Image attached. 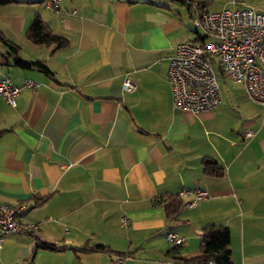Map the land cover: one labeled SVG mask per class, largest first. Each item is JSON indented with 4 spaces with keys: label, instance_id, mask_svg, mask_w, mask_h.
<instances>
[{
    "label": "crops",
    "instance_id": "crops-1",
    "mask_svg": "<svg viewBox=\"0 0 264 264\" xmlns=\"http://www.w3.org/2000/svg\"><path fill=\"white\" fill-rule=\"evenodd\" d=\"M244 7L264 11V0H206L198 10ZM193 13L169 0L0 4V32L13 43L0 42V78L21 87L14 107L0 99V203L25 204L19 219L36 225L5 238L0 264H115L114 254L131 255L122 264H175L199 255L208 224L229 229L233 264H264V107L225 77L213 110L172 106L166 75L176 45L199 37ZM36 15L64 47L25 37ZM246 128L255 135L244 138ZM207 157L221 177L203 173ZM197 187L208 197L185 207L181 192ZM175 197L182 206L167 218Z\"/></svg>",
    "mask_w": 264,
    "mask_h": 264
},
{
    "label": "built area",
    "instance_id": "built-area-1",
    "mask_svg": "<svg viewBox=\"0 0 264 264\" xmlns=\"http://www.w3.org/2000/svg\"><path fill=\"white\" fill-rule=\"evenodd\" d=\"M60 0H44L45 8H56ZM234 4L236 0H227ZM194 13L191 18L200 40L185 41L176 45L167 71L171 87L172 106L175 110L189 114L211 111L220 104L219 80L221 77L240 83L251 101L264 107V11L251 7L240 9L224 8L217 11H199L196 3L191 4ZM218 70V73H217ZM35 83L25 81V86ZM124 91L135 86L129 77L122 82ZM21 87L9 78H0V99L14 107ZM244 138L255 135V130L246 128ZM188 197L184 206L192 208L208 197L202 188L183 190ZM25 204L0 203V248L10 235H34L36 225L22 222L19 214ZM127 218H121L124 226ZM166 240L176 245L183 239L175 233L165 235ZM115 264L131 260L129 254L112 255ZM194 264H214L202 260Z\"/></svg>",
    "mask_w": 264,
    "mask_h": 264
},
{
    "label": "trees",
    "instance_id": "trees-1",
    "mask_svg": "<svg viewBox=\"0 0 264 264\" xmlns=\"http://www.w3.org/2000/svg\"><path fill=\"white\" fill-rule=\"evenodd\" d=\"M21 0H0V4H7L11 2H18ZM44 0H38L42 4ZM169 1H181L188 3L191 6L193 2L196 3L197 8L202 7L206 0H169ZM25 37L35 45H55L56 49L62 48L66 45V39L51 32V30L44 24L39 16H35L25 29ZM198 37L195 40H200ZM0 42L5 44L9 48H13V43L7 40L0 32ZM17 64L22 68H37L43 72L49 73V69L41 62H29L25 60H17ZM202 171L205 175L221 177L223 175V168L212 158H204L202 160ZM182 206V201L175 197L166 203H164V209L167 218L174 217L179 208ZM230 241L229 229L225 226H214L208 224L202 229V238L200 245V253L190 258H176L175 264H194L202 260H213L214 264H233L231 260L230 250L228 249ZM39 246L45 249H55V246L51 244L40 243ZM104 249V248H102ZM109 253H111L109 251ZM122 255V254H118Z\"/></svg>",
    "mask_w": 264,
    "mask_h": 264
},
{
    "label": "rangeland",
    "instance_id": "rangeland-1",
    "mask_svg": "<svg viewBox=\"0 0 264 264\" xmlns=\"http://www.w3.org/2000/svg\"><path fill=\"white\" fill-rule=\"evenodd\" d=\"M0 25H1V22H0ZM217 73H218V70H217ZM225 82L226 81H220V88H221V90L225 87Z\"/></svg>",
    "mask_w": 264,
    "mask_h": 264
}]
</instances>
